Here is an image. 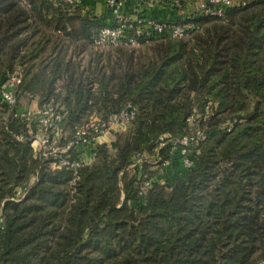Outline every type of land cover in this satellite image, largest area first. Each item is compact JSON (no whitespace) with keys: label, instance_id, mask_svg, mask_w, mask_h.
I'll use <instances>...</instances> for the list:
<instances>
[{"label":"trees","instance_id":"obj_1","mask_svg":"<svg viewBox=\"0 0 264 264\" xmlns=\"http://www.w3.org/2000/svg\"><path fill=\"white\" fill-rule=\"evenodd\" d=\"M27 1L0 0V264H264V0L198 18L187 39L114 53L93 45L106 11ZM18 68L9 107L1 91ZM20 97L57 107L56 143L71 159L91 116L129 102L137 115L75 179L33 150L38 128ZM195 108L206 139L194 168L172 186L153 183Z\"/></svg>","mask_w":264,"mask_h":264},{"label":"built area","instance_id":"obj_2","mask_svg":"<svg viewBox=\"0 0 264 264\" xmlns=\"http://www.w3.org/2000/svg\"><path fill=\"white\" fill-rule=\"evenodd\" d=\"M128 1L133 2V5L126 6ZM19 2L26 9L30 8L27 0H19ZM48 2L54 7L65 5L73 8L82 5V0H48ZM187 3L194 4V12L191 16L184 11ZM234 5H236L235 0H105L104 6L109 17V25L99 29L93 45L100 50L137 49L141 46V42L148 43L152 40L164 39L184 40L201 31V26L197 22L198 18L210 17L222 20L227 10ZM160 10L164 11V14H160ZM21 77L22 73L18 68L2 87L1 98L9 107L15 106V93L21 83ZM210 106L211 103H207L206 111ZM136 115L137 107L129 102L106 119L91 116L88 123L76 132L77 141L70 142L68 147L90 144L112 132L125 130L134 121ZM21 116L26 121L36 124L38 128L32 135L33 150L45 158L52 156L55 160L53 169H70L74 178L77 179L78 170L88 163L78 154L76 159H71L69 156H62L66 152L65 149L52 147L62 134L64 119L57 107L49 104L41 108L35 116L28 113H22ZM198 118L192 115L187 119L188 133L174 144L171 151V155L187 172L194 168L199 147L206 139L205 131L198 125ZM236 122V119L230 120L225 124L224 129L229 132ZM163 145L164 143H160V147ZM135 163H141L139 155L135 156ZM170 163V160L164 162L163 169ZM150 186L151 181L146 182L140 195L144 196ZM23 195L24 189H20L15 199L18 200ZM2 225L3 217L0 215V228Z\"/></svg>","mask_w":264,"mask_h":264},{"label":"crops","instance_id":"obj_3","mask_svg":"<svg viewBox=\"0 0 264 264\" xmlns=\"http://www.w3.org/2000/svg\"><path fill=\"white\" fill-rule=\"evenodd\" d=\"M132 5H133V2H131V1H128L126 3V6H128V7H130ZM89 8L93 9L91 6ZM102 10H103L102 12L105 11L104 4H103ZM87 11H89V10H87ZM90 12H93V11H90ZM94 14L96 15V13H94ZM160 14H164V11L160 10ZM112 135H115V132H112L105 137L98 138L93 143L86 144V145H79V146L75 147V153L78 154L85 162L90 164L93 161V158L95 155L96 145L101 144V143L106 144V143L112 142V140L114 138ZM187 173L188 172L182 168L181 164L178 161H176L175 159H172L171 163L168 167L158 171V173L152 179V182L158 183V184H164L166 181H169V182L174 184L178 181H185V179L187 177Z\"/></svg>","mask_w":264,"mask_h":264},{"label":"rangeland","instance_id":"obj_4","mask_svg":"<svg viewBox=\"0 0 264 264\" xmlns=\"http://www.w3.org/2000/svg\"><path fill=\"white\" fill-rule=\"evenodd\" d=\"M103 2H104V0H82V5H81L82 7L81 8L84 11H87V10L93 11L94 13H96L97 16L102 17L104 15V13L102 12L103 11L102 10L103 4H104ZM90 6L93 9H90L89 8ZM184 11H186L188 16H191L193 14V12H194V4H192V3L185 4ZM116 50L117 49H107V50H102V51H111V52L114 53ZM19 105H20V108H21L23 113H28V114H30L32 116H35L37 114V112L40 110V108H39V106L37 104V100H30L28 98L20 97ZM199 112H200V109L199 108H195L194 111H193V116L194 117H198V115H200ZM125 130H118V131H116V133L120 134V133H123ZM112 136L115 137V135H112ZM113 140H114V138H113ZM65 142L66 141H63V142H61V144L65 143ZM52 147L59 148L57 143H55ZM164 184H166L168 186H172L173 185V183H171L169 181H166ZM135 205L136 204L130 203L131 207H134Z\"/></svg>","mask_w":264,"mask_h":264}]
</instances>
